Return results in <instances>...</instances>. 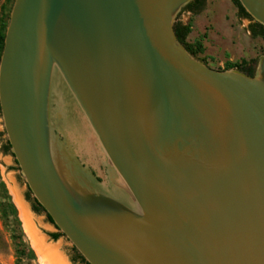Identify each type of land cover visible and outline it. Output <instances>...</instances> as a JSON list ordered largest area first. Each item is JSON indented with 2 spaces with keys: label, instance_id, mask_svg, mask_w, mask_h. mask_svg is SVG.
<instances>
[{
  "label": "water",
  "instance_id": "water-1",
  "mask_svg": "<svg viewBox=\"0 0 264 264\" xmlns=\"http://www.w3.org/2000/svg\"><path fill=\"white\" fill-rule=\"evenodd\" d=\"M193 0H14L0 116L20 175L88 264H264V54L214 70ZM264 28V0H238Z\"/></svg>",
  "mask_w": 264,
  "mask_h": 264
},
{
  "label": "rangeland",
  "instance_id": "rangeland-1",
  "mask_svg": "<svg viewBox=\"0 0 264 264\" xmlns=\"http://www.w3.org/2000/svg\"><path fill=\"white\" fill-rule=\"evenodd\" d=\"M8 7L7 0H0V17ZM176 21L190 27L186 42L211 69L250 64L264 54V38L251 36L249 20L239 17L232 0H207L200 13L181 12ZM5 141L0 116V264H41L31 231L45 246L55 248L65 264H72L70 258L74 253L69 241L64 236L52 240L49 234L57 233V229L46 213H34L26 200L27 187L14 158L3 152ZM21 205L29 216L28 223ZM16 249H24L20 259Z\"/></svg>",
  "mask_w": 264,
  "mask_h": 264
},
{
  "label": "trees",
  "instance_id": "trees-1",
  "mask_svg": "<svg viewBox=\"0 0 264 264\" xmlns=\"http://www.w3.org/2000/svg\"><path fill=\"white\" fill-rule=\"evenodd\" d=\"M207 0H193L191 3H189L183 10L182 12H190L192 14H198L200 13L206 4ZM14 0H7V3L9 4L8 8H4V11L0 17V57L2 54V50H3V45H4V38H5V31H6V27L9 21V14L12 8ZM234 6L237 8L238 11V15L240 18L242 19H247L249 20L250 24H249V32L251 34L252 37H262L264 38V28L259 25L258 23H256L246 12L245 10L242 8V6L240 5V3L238 2V0H232ZM174 33L175 36L177 38V40L186 48V50L196 59L197 58V54L196 52L192 49V47H190L187 42L186 39L190 33V27L187 25H183L182 23L179 22H175L174 24ZM200 60V59H198ZM201 62L204 63L203 60H200ZM257 61H254L253 63H247L244 65H240V66H232V65H228V67L225 70H230V69H237L243 73H245L246 75L252 76L255 70V65H256ZM5 134V132H4ZM3 152L5 154H9L13 157L11 151H10V145L7 142V140L5 141L4 145H3ZM15 162V160H14ZM15 164L17 165V163L15 162ZM17 170L19 171V168H17ZM25 198L26 200L30 203L32 211L36 214H40V213H45L44 209L33 199L31 192L29 191V189L27 188V192L25 194ZM8 208H11L10 205H8ZM48 217V216H47ZM48 220L50 223L51 220L48 217ZM53 224V223H52ZM61 236H63L61 233L57 232V233H53V234H49V237L56 241L58 238H60ZM73 253L74 255H72V257L70 258V262L72 264H88L85 262V260L82 258V256L75 250V248L73 247ZM16 254H17V258L20 259L23 255H24V249H16Z\"/></svg>",
  "mask_w": 264,
  "mask_h": 264
},
{
  "label": "bare ground",
  "instance_id": "bare-ground-1",
  "mask_svg": "<svg viewBox=\"0 0 264 264\" xmlns=\"http://www.w3.org/2000/svg\"><path fill=\"white\" fill-rule=\"evenodd\" d=\"M21 203V202H19ZM22 206V214L25 219V221H29V216L26 212V209L24 205ZM30 238L32 243L34 244L35 248L38 250L41 264H65V262L62 260V256L57 253V250L55 248L47 247L45 246V243L37 237V235L34 233V231L30 232Z\"/></svg>",
  "mask_w": 264,
  "mask_h": 264
}]
</instances>
